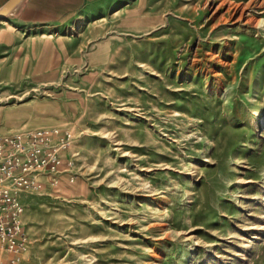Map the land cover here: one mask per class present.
Listing matches in <instances>:
<instances>
[{"label":"rangeland","instance_id":"374dc122","mask_svg":"<svg viewBox=\"0 0 264 264\" xmlns=\"http://www.w3.org/2000/svg\"><path fill=\"white\" fill-rule=\"evenodd\" d=\"M66 1L0 60L42 154L0 264H264V0Z\"/></svg>","mask_w":264,"mask_h":264},{"label":"built area","instance_id":"2783aa9c","mask_svg":"<svg viewBox=\"0 0 264 264\" xmlns=\"http://www.w3.org/2000/svg\"><path fill=\"white\" fill-rule=\"evenodd\" d=\"M34 138L0 139V251L17 252L24 245L19 195L34 183L42 166L41 150Z\"/></svg>","mask_w":264,"mask_h":264},{"label":"crops","instance_id":"0c3cea01","mask_svg":"<svg viewBox=\"0 0 264 264\" xmlns=\"http://www.w3.org/2000/svg\"><path fill=\"white\" fill-rule=\"evenodd\" d=\"M6 0H0V6ZM66 0H21L13 10L3 17L8 26H0V60L9 56L11 46V31L13 28L19 32H43L55 28L57 25L54 21L56 18H51V13H57L58 10H53L51 7L65 5ZM100 4H98L99 6ZM89 9H83L73 18L85 14ZM68 10H65L66 13ZM16 39V37L14 36Z\"/></svg>","mask_w":264,"mask_h":264},{"label":"water","instance_id":"95a60500","mask_svg":"<svg viewBox=\"0 0 264 264\" xmlns=\"http://www.w3.org/2000/svg\"><path fill=\"white\" fill-rule=\"evenodd\" d=\"M21 0H6L0 6V18L5 17L8 13H10L13 8L20 2Z\"/></svg>","mask_w":264,"mask_h":264},{"label":"bare ground","instance_id":"6f19581e","mask_svg":"<svg viewBox=\"0 0 264 264\" xmlns=\"http://www.w3.org/2000/svg\"><path fill=\"white\" fill-rule=\"evenodd\" d=\"M82 20L81 16L78 17L75 21H79ZM6 24V20L4 18H0V26L5 25ZM260 112H256L255 114H259Z\"/></svg>","mask_w":264,"mask_h":264}]
</instances>
